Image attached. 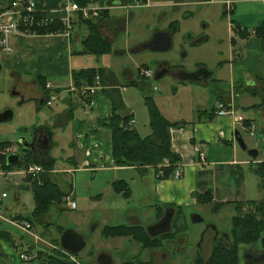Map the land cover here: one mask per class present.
<instances>
[{
  "label": "crops",
  "instance_id": "0c3cea01",
  "mask_svg": "<svg viewBox=\"0 0 264 264\" xmlns=\"http://www.w3.org/2000/svg\"><path fill=\"white\" fill-rule=\"evenodd\" d=\"M67 1L105 8L100 17L89 22L98 24L101 37L111 44L109 52L85 51L90 24L80 18L70 40L51 35L13 36L14 51L0 55V67L5 65L13 77L33 84L35 80H43L46 85L49 82L56 90L57 97L49 105V97H43L34 86L31 102L35 103L36 111H45L47 106L45 116L57 118L54 126L40 125L48 133L52 129L54 141L50 153L55 166L53 171L46 172L65 195L73 191L77 202L74 210L80 204L102 202L104 196L81 193L78 197L73 185L63 190L61 173H94L90 178L97 173L107 175L103 181L106 187H111L117 198L126 199L118 218L126 210L129 225H144L149 212L157 217L160 207L187 209L200 205L195 195L209 189L215 202L225 203L222 209L235 206V202L261 199L264 196L261 175L264 173V0H228L230 5L227 0L139 1L142 5H136L137 0H36L38 9L49 14ZM159 31L171 34V49L144 48ZM180 48L186 51L183 56ZM151 62L159 64V68L154 76L145 77L141 71L153 69ZM88 68H94L101 76L102 89L91 98H79L71 89L76 86L74 72ZM148 100L175 123L171 135L172 149L180 158L177 165L182 168L178 179L172 174L168 178L158 177V172L171 166H166L165 161L159 167L115 165L111 133L97 124V120L110 118L114 107L122 105L120 112L135 120L133 129L141 137H147L152 133ZM221 102L243 113L247 125L253 121L254 134L235 124L233 118L218 116L216 110ZM65 129L69 135V152L59 167L53 155L59 145L55 131L64 133ZM237 130L250 138L248 148L258 151L256 157L240 147ZM0 176L4 179L1 183L10 185V194L0 189L8 192L0 202V264H49L40 249L62 248L57 243L60 237L51 229L55 226L50 228V210L55 204L38 221L45 225L40 232L36 223L26 219L35 208L31 180L19 173ZM15 176L20 180L14 179ZM135 176H138L137 187H141L139 196L133 186L136 180L130 183ZM118 180L125 182V189H115L113 183ZM26 191L31 192V203ZM136 200L142 202L141 209L134 203ZM64 202L56 204L59 210L71 209ZM111 218H115V213ZM12 220L29 221L31 233L18 229ZM104 222V227L109 225L107 220ZM216 226L219 229L218 223ZM248 250V246L240 245V264H246ZM22 254L28 259H23Z\"/></svg>",
  "mask_w": 264,
  "mask_h": 264
},
{
  "label": "trees",
  "instance_id": "16d2710c",
  "mask_svg": "<svg viewBox=\"0 0 264 264\" xmlns=\"http://www.w3.org/2000/svg\"><path fill=\"white\" fill-rule=\"evenodd\" d=\"M86 21L89 22L90 20L88 19ZM89 24L91 33L84 41L85 51L95 54L109 52L111 44L101 37L98 24H92L91 22H89ZM96 75L97 72L94 68L74 72L75 84L76 86L92 84ZM40 81L48 96L49 92L46 88V82L43 80ZM121 107L122 105L114 107V112L110 118L97 120L98 126L108 129L111 133L112 155L115 165L130 166L136 163H143V165L146 166L159 167L167 158L171 166L164 169L162 178H168L173 173L174 167L180 159L179 155L172 149L171 128L175 123L169 121L160 112L153 101L148 100L152 133L147 137H141L135 129L128 127L131 115L124 116L120 112ZM49 132L52 136V129H49ZM7 145H9V142H4L0 144V147ZM23 151L25 154L18 165L22 163V165L39 163L46 168H54L55 164L53 162L55 158H53L51 154H47V164L35 158L29 151L24 149ZM0 162H2L3 167L7 169L14 167L7 164V156H0ZM262 166L264 167V163H262ZM261 175L264 189V173ZM30 180L35 208L32 215L26 217V219L32 224H35L49 212L52 205L63 203L65 193L61 190L59 185L51 179L49 172L42 174L40 180ZM113 184L118 191H120V189H125L127 186L122 180L115 181ZM120 184L124 185L123 188L119 187ZM195 196L199 203L211 204L214 212H219L225 205V203L214 201L212 189L204 193H197ZM234 204L236 214L232 217L228 237L225 236L223 240H216L210 254L207 257L198 255L193 259L192 264H240L239 248L242 244L253 249L252 251L248 250L246 253H264V196L258 200L235 202ZM174 208L177 216L186 211V209L181 206H174ZM163 210L164 207L158 208V215L162 214ZM58 229L60 234L65 230L63 227H58ZM102 237L105 239L131 237V240L139 245V254L125 261L124 264H146L139 255L155 247L153 237L147 232L146 226L141 224L107 225L103 228ZM57 243L60 244L58 241ZM40 250L45 254L49 264H74V262L69 260V258L59 250Z\"/></svg>",
  "mask_w": 264,
  "mask_h": 264
},
{
  "label": "rangeland",
  "instance_id": "374dc122",
  "mask_svg": "<svg viewBox=\"0 0 264 264\" xmlns=\"http://www.w3.org/2000/svg\"><path fill=\"white\" fill-rule=\"evenodd\" d=\"M177 47L178 46H175V49ZM184 52L186 53L185 50H182V48H180V56H183ZM0 55H2V53H0ZM150 65L154 70H157L159 68V64H157L156 62H151ZM3 66V72L2 74H0V109L8 106L11 110H13L14 116L10 120L0 122V144L9 142V145L7 146H10V144L12 145L13 143L15 146H17L19 153H22L23 149L19 143L20 138H31L33 131L37 129L36 127H38L39 129L44 128V126H40L43 125V123L44 125L47 124L49 126H54L57 123V118L49 119L45 116L46 111L49 110L47 106L44 107L45 111L41 112L35 110V103L31 102V96L33 95V93L30 96H27L28 100H21L18 94H13V83H11L9 80H5V77H12V74L9 73V71L5 68V65ZM4 74H6L7 76L4 77ZM55 137L56 140L59 141V145L54 149L53 155L57 157V165L59 167H62L63 159L69 152V135L68 133H66L65 129L64 133L63 130L55 131ZM244 139L246 143H250V138L248 136L244 137ZM52 144H54L53 139ZM2 147L5 148L6 146ZM49 150L51 152V148ZM50 152L48 151L49 154H51ZM16 167L19 168L20 165ZM71 173L72 172L61 173L60 175V184L63 190H66L73 185L74 190L77 191L78 197L79 195H81V193H90L92 196L101 194L104 196V199L102 200V202H96V204H93V202H89L87 206H82L80 204L79 208L76 210L68 208L64 211H61L59 210V206L55 204V206L50 210V221L52 222L50 228L55 226V229L51 228L52 232L61 238V234L59 233V230H57L58 227H63L65 230L71 228L81 233L86 240L85 248L78 254H76V259L74 260H72L70 257L73 254L65 251L62 248H59L57 250L61 251L62 254H65L66 257L69 258V260L74 262V264H97L96 258L98 254L102 252L111 253L114 256L113 259L116 262L115 264H124L125 261L129 260L135 255H138L140 252V247L135 241L131 240V237H116L112 239H104L101 235L102 228L105 225L104 220H107L109 222V225H116L118 223H130L127 217H125L126 210H123L124 213L121 216L122 218H118L120 210L126 206V203L124 201L126 199H123L122 197L117 198V195H115L111 187H106L107 185H105L103 181L106 180L108 176L99 175V173H97L93 175V178H90V175L94 173ZM137 178L138 176H135L134 180H130V183L136 180L133 186L137 191L136 195L139 196V190L141 189V187H137ZM14 179L19 181L20 177L15 176ZM3 180V177L0 176V189L4 188L8 191L10 185L1 183V181ZM103 187L106 188L100 190ZM71 192L72 190L68 192V195L71 194ZM2 193L3 192H0V195ZM26 194L31 203L33 200L31 192L26 191ZM134 203L138 204V207L140 209L142 208V202L140 200H136ZM28 205L30 204L28 203L26 206L28 207ZM64 205L67 206L66 203ZM113 213H115L114 219L111 218ZM192 213L200 214L204 218V221L201 223L192 222L190 217ZM235 214L236 211L234 205H228L221 209L219 212H214L210 204H200L197 206L188 207L186 211H184V213H181V215L186 218L183 233L187 238V243L182 244L177 248L180 251H186V254L188 255L180 254L176 257H173V259L176 260V264H192L191 257L192 254H195V251L192 250L194 244L196 242H200L202 233L209 225V223H214L216 225L218 223L220 231L229 232L231 228L232 217ZM140 218L142 220L143 217L140 215ZM156 219V215L149 212V217L147 220L144 219L143 226H146L147 228L149 224L155 222ZM36 225V228H38L40 232L45 229V225L41 224L40 222H37ZM8 229L11 228L8 227ZM48 250L51 251V249ZM249 250L252 251L253 249L249 248ZM163 251L171 253L174 252L172 251V249H168L167 247H162L159 249V253ZM139 256L144 263L145 260L149 258L146 251L142 252V254Z\"/></svg>",
  "mask_w": 264,
  "mask_h": 264
},
{
  "label": "built area",
  "instance_id": "2783aa9c",
  "mask_svg": "<svg viewBox=\"0 0 264 264\" xmlns=\"http://www.w3.org/2000/svg\"><path fill=\"white\" fill-rule=\"evenodd\" d=\"M95 1V0H92ZM137 0L136 5H142ZM227 4H231L227 0ZM105 8L101 6H81L77 2H63L58 8L52 10V13L44 12L38 9L36 0H7V6L5 8L0 7V53L11 54L14 51L11 39L15 35L23 36H38V35H51L62 36L70 40L76 29L77 22L80 18L93 19L98 18L102 14ZM236 29V25L234 24ZM264 47V38H263ZM155 70L151 68H144L141 74L145 77H152L155 75ZM47 89L49 90V99L47 103L49 105L57 97V92L53 88L51 83H47ZM72 91L76 92V96L79 98H91L102 89V79L99 74L96 75L94 83L82 86H72ZM91 102V101H90ZM218 116H228L233 118L235 124H238L241 128L246 129L250 135L254 134L255 123L252 121L247 125L248 119L246 116L239 112L236 107L228 106L225 102H221L216 110ZM135 125V120L131 119L128 127L132 128ZM12 153L18 154L17 146H6L0 148V156H7ZM201 158L204 160V151L201 152ZM164 164L171 165L170 161L166 158ZM48 169L39 163H31L19 167L16 171H10L5 169L0 162V175L6 176L7 174H22L30 179H39L42 173H45ZM164 171L158 172V177L163 176ZM172 175L175 178L182 176V168L179 165H175ZM7 196V192H3L0 195V202ZM65 201L71 209L77 207V202L73 198V191L71 194L65 196ZM12 223L21 231L31 233L32 224L27 220H12ZM23 259H28L25 254H22ZM72 260L76 259L75 256H70ZM80 264V263H79Z\"/></svg>",
  "mask_w": 264,
  "mask_h": 264
},
{
  "label": "flooded vegetation",
  "instance_id": "af4514ba",
  "mask_svg": "<svg viewBox=\"0 0 264 264\" xmlns=\"http://www.w3.org/2000/svg\"><path fill=\"white\" fill-rule=\"evenodd\" d=\"M2 72H3V67L2 68L0 67V74H2ZM5 76L7 75L4 74V77ZM5 80H9L11 83H13L12 85L14 86L12 90L13 94L16 95L18 94L21 100H26V99L28 100L27 96H30L34 92L33 91L34 86L37 88L38 91L43 93V97L47 95L46 94L47 92L43 88L40 80H35L34 84L29 80L15 78L13 76L5 77ZM8 109L10 108L8 106H5L3 109H0V113ZM43 129L37 128L34 130L35 132L33 131L32 137L28 138V141L25 142L30 148L24 150L29 151L37 159H40L42 161L45 160L47 161L48 160L47 154L49 148L45 147L46 137L44 135L47 134L49 136V133L47 131H46L47 133H45V130ZM22 153L25 154L24 151ZM169 207L170 206L165 207L162 214L157 215L156 221L149 225H152L160 221L162 217L165 215L166 209ZM185 220L186 218L183 217L182 215L177 216V213L175 211L174 217L172 218L170 223V229L156 236H152L154 239L155 247L150 250H146V253L149 257L148 259L145 260L146 264H168V263L176 264V260H174L173 257H176L177 255L180 254L188 255L186 254V251H180L177 249L182 244L187 243L186 242L187 238L186 236H184L183 233V229L185 228ZM213 225L214 223H209V225L205 228V230L202 233L200 242H196L194 244L192 250L195 251V254H192L191 257L192 261L198 255L201 257H207L210 254L214 242L218 239L223 240L225 238L224 233L227 232L220 231V229L214 228ZM162 247H167L168 249H172V251L174 252L171 253V252L163 251L159 253V249ZM112 257L114 258L113 255ZM114 263L116 262L114 261Z\"/></svg>",
  "mask_w": 264,
  "mask_h": 264
},
{
  "label": "water",
  "instance_id": "95a60500",
  "mask_svg": "<svg viewBox=\"0 0 264 264\" xmlns=\"http://www.w3.org/2000/svg\"><path fill=\"white\" fill-rule=\"evenodd\" d=\"M7 6V0H0V7L5 8ZM144 48H149L153 51H166L171 49L172 47V37L169 32H163L159 31L155 34L153 40L149 43H146ZM1 66V65H0ZM168 73L173 74L168 70ZM160 74L157 73L156 78H159ZM14 116L13 110L8 109L5 110L4 112L0 113V122L7 121L12 119ZM45 133L46 130H45ZM46 137V142H45V147L46 148H51V140L52 136L49 134L44 135ZM236 140L240 147L248 152V154L252 157H256L258 154V151L254 148H248V144L246 143L244 136L241 134L239 130L236 131ZM28 141L27 138L21 137L19 140L20 145H22L23 149H28L30 148L25 142ZM50 151V150H49ZM21 158L19 155L12 153L7 156V164L16 166L20 163ZM44 163H47L48 161H43ZM48 164V163H47ZM134 165H143V163H136ZM51 166V165H49ZM175 214V208L174 207H169L165 211V215L162 217L160 221L157 223H154L152 225H149L147 227V232L149 233L150 236H156L162 232L168 231L170 229V223L172 218L174 217ZM192 222L194 223H201L204 221V218L198 214V213H192L190 215ZM214 228H217V226L214 224ZM225 236H228V233H224ZM60 244L61 247L70 253L73 254H78L80 251H82L85 246H86V240L84 239V236L79 233L78 231H75L74 229H66L61 235L60 238ZM245 261L246 264H262L264 263V253L262 252H256V253H251L248 252L245 254ZM96 262L98 264H115L113 257L110 253L108 252H102L98 254L96 258Z\"/></svg>",
  "mask_w": 264,
  "mask_h": 264
}]
</instances>
